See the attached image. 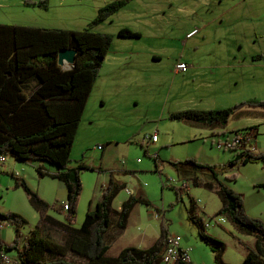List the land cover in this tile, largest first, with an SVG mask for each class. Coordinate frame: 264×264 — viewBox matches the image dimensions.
<instances>
[{
    "label": "rangeland",
    "instance_id": "obj_1",
    "mask_svg": "<svg viewBox=\"0 0 264 264\" xmlns=\"http://www.w3.org/2000/svg\"><path fill=\"white\" fill-rule=\"evenodd\" d=\"M28 1L35 3L28 4ZM40 1L46 2L47 7L40 6ZM111 1L114 0H0V24L96 30L91 21L99 8ZM108 20L100 29L113 34L111 55L115 58H107L100 69L96 92L87 101L71 151V166L83 162L89 167L81 171L83 190L75 225L80 226L85 218V213L80 214V206L87 208L93 203L95 207L102 196V185L107 184L111 174L127 185L132 194L141 195L149 203L136 205L122 234L110 230L113 239L108 256H117L127 246H151L159 237L163 223L169 233L182 237L183 246L192 248V259L217 264L211 246L202 239L197 223L188 216L191 198H194L198 216L209 224L206 232L226 244L224 261L243 263L246 246L253 247L255 237L240 232L228 218L226 224H217L215 217H224L216 214L221 207L218 194L195 187L186 179L196 171L174 166L171 161L195 158L211 165L228 164L236 151L218 149L216 144L241 130L255 129L258 150L254 152H264V107L246 105L227 125L216 128H197L171 120L168 114L175 108L185 110L201 102L195 96L192 103L191 99L178 103L170 95L178 91L182 82L174 80L173 73L174 61L181 56L192 62L201 59L234 65L235 58L245 57L248 64L244 66L217 68L211 74V82L219 87L220 97L235 94L237 101L230 106L251 99L264 101V0H127ZM122 27L141 31L143 35L139 38L118 36ZM194 29L198 32L188 36ZM150 53L162 56L161 60L153 61L148 56ZM260 54L261 58L253 60V55ZM116 90L121 91V98L128 101V106L117 105L110 99ZM137 95L141 96L139 105H135ZM102 98H107L106 104H102ZM194 131V139L184 142ZM154 132L160 137L156 144L144 138ZM155 155H159V167ZM6 163H14V159L8 156ZM21 165L25 166L11 169L17 172L16 177L1 171L0 212L23 215L27 222L21 233L25 237L37 224L39 213L24 188L17 184L18 178L25 179L50 204L49 213L59 219L66 213L61 207L67 200V190L64 186L60 188L63 184L59 179L38 174L40 163ZM200 172L204 178H213L208 170ZM219 178L243 196V206L249 216L264 222L261 163H248L240 168L227 166ZM183 183L189 184L190 190H180L177 194L176 188L180 189ZM129 196L125 189L121 190L114 207L119 210ZM78 215L83 217L81 223ZM4 224L1 234L6 238L14 234V227ZM59 234L54 230L56 238ZM7 252L11 256L15 254V251Z\"/></svg>",
    "mask_w": 264,
    "mask_h": 264
},
{
    "label": "trees",
    "instance_id": "obj_2",
    "mask_svg": "<svg viewBox=\"0 0 264 264\" xmlns=\"http://www.w3.org/2000/svg\"><path fill=\"white\" fill-rule=\"evenodd\" d=\"M126 3L127 0H114L102 6L91 26L105 22ZM39 5L47 7L44 1ZM118 34L121 37L140 36L139 32L128 28H122ZM112 45L113 34L92 28L66 30L0 24V153L21 162L56 166L54 173L44 171L41 166H37V172L63 181L68 203L64 221L55 218L49 214L50 204L25 179L18 178L17 184L24 188L30 203L39 213V220L30 234L23 237L21 229L27 222L26 218L17 212H0V230L4 222L16 229L14 239L2 243L5 251H15L13 264L161 262L169 234L163 223L159 237L151 246H127L117 256L107 255L113 239L110 230L122 234L136 205L149 203L141 195L130 194L120 210L116 209L114 200L126 185L113 175L107 184L102 185L101 199L95 207L88 209L82 225L75 226L83 190L81 171L89 167L83 162L71 166V151L87 101ZM63 49L76 51L75 61L68 69L59 63V53ZM246 105L264 107V101L251 99L223 109L178 111L172 113L170 119L193 120L212 128L224 127ZM233 151H236L234 157L225 165L201 163L195 158L171 161V164L212 173L213 178L209 180L194 175L193 184L216 192L221 200L216 214L224 215L240 232L255 237L254 246H246L247 254L241 264H264V222L249 216L243 206V196L219 178L227 166L240 168L248 163H261L264 167V152ZM158 157H154L157 167L160 165ZM12 176L16 177L15 174ZM176 190L178 194L179 189ZM197 209V201L191 198L189 218L197 223L199 234L211 246L217 264H229L223 259L226 244L206 232V224L198 216ZM54 230L60 232L59 238L54 236ZM177 264L183 263L179 261Z\"/></svg>",
    "mask_w": 264,
    "mask_h": 264
},
{
    "label": "crops",
    "instance_id": "obj_3",
    "mask_svg": "<svg viewBox=\"0 0 264 264\" xmlns=\"http://www.w3.org/2000/svg\"><path fill=\"white\" fill-rule=\"evenodd\" d=\"M112 2V1H111ZM110 3V2H109ZM108 4V3H107ZM106 5V4H105ZM121 10V9H120ZM119 10V11H120ZM117 13V12H116ZM115 13V14H116ZM109 21V20H108ZM106 22V21H105ZM103 22V23H105ZM103 23H100L98 25H96L95 27L96 30L94 31H97V32H101V33H108L106 32V30H101V26L103 25ZM123 28V27H122ZM120 28V30L122 29ZM125 28V27H124ZM129 29V28H128ZM196 29L192 30L191 32L195 31ZM133 31H136V32H139L140 33V36L139 37H142V32L141 31H137V30H133ZM189 32L187 35L189 36V34L191 33ZM119 36V34H118ZM187 36V37H188ZM137 37V38H139ZM190 38V37H188ZM114 45V44H113ZM185 45V43L183 44ZM113 48V46H112ZM112 48L110 49L109 53L107 54L106 56V59L105 61L107 60V58H115V57H112L114 55H111V53L113 52L112 51ZM114 53V52H113ZM149 57H152L153 61H155L154 59L156 60H161L162 56H159V55H156V54H151L148 55ZM262 54L260 55H253V60H258L259 58H261ZM104 61V63H105ZM180 61H183L185 63L188 64V69L186 71H180L176 68V65L178 62ZM194 62L188 60L187 58H182L179 57L177 58L175 61H174V65H173V73H174V80H178V79H181L182 82H181V85L178 89L177 92L175 93H171L170 95L172 96L173 99H175L176 102H183V103H186L187 101H189V99H191V103L194 101L195 99V96L198 97L199 101H201L200 103L198 104H195L194 106H187L186 108H184L185 110H198V111H204V110H215L216 108H225V107H228L230 105H232L234 102L237 101V97L235 96V94L233 93H229V94H226L227 96H221L219 95L218 93V89L219 87H214L213 83L211 82L212 80V73H214V71L219 68V67H238V66H244L246 64H248L246 62V58L245 57H242L241 59H238V58H235V65L234 64H229L231 62H227L226 61H221V62H218V61H214V60H196L194 59L193 60ZM104 66V64H103ZM139 74V73H138ZM138 76V75H137ZM140 78V77H139ZM105 80L108 82L109 81V77H106ZM98 82V80H96ZM97 82H95L94 84V87L92 90L93 92L91 93H94L96 92V85H97ZM213 94V96H211ZM109 96V94L107 95ZM140 98L141 96L137 95L136 98L134 99L135 100V105H139L140 103ZM110 99L114 100V103H116L117 105H124V106H128V101H125L123 96L121 98V91L119 90H116L114 91L111 96H110ZM102 104H106L107 102V98H102L101 100ZM130 104L132 105V102H130ZM255 107V106H253ZM86 108V107H85ZM185 110H179L177 108H175L174 110H171V112H169V118H170V115L172 113H175V112H178V111H185ZM85 111V110H84ZM242 113V111L240 110V112L238 114ZM237 114V115H238ZM160 115H163L160 113ZM236 115V116H237ZM164 117V115L162 116ZM163 119V118H161ZM176 121H179V120H176ZM179 122H184V123H190V125H193L194 127H197V128H202V127H207L205 124L201 123V122H197V121H193V120H187V121H179ZM211 129V128H210ZM237 129V128H236ZM240 130V129H238ZM216 132V131H215ZM226 131H224L223 133H225ZM195 131L193 133V135H191L189 138H184V142L185 141H189V140H192L194 139V135H195ZM213 134V133H212ZM226 135V134H225ZM227 136V135H226ZM196 140V139H195ZM160 142V137H158V141L155 142L156 143H159ZM256 148H258V145L256 144ZM258 149H256L257 151ZM194 156H196V154H194ZM14 159V158H13ZM186 160V159H184ZM184 160H175V161H184ZM25 163H29V162H20V161H17L14 159V163H6V165L3 167V169L1 171H3L4 173H11V174H14V173H17V172H14V170H11V169H16L18 168L19 166H25V165H21V164H25ZM32 164L34 162H31ZM39 164V163H38ZM38 166H41L42 169H44V171H52V173L56 172L57 169L54 168L52 165L48 164V163H40V165ZM47 169V170H46ZM10 170V171H9ZM24 170V169H23ZM1 171H0V174H1ZM47 171V172H48ZM201 171V170H200ZM198 170H196V174L197 175H200L202 176V174H198V172H200ZM194 173V172H193ZM201 173V172H200ZM196 174H192V175H196ZM111 175V174H110ZM110 177V176H109ZM192 177L193 176H190L189 178H187L186 180H189L192 182L193 184V181H192ZM208 179V178H206ZM209 180V179H208ZM3 181V179L0 177V183ZM61 181V180H59ZM63 185H60L61 187L60 188H63V186L66 188V185L63 181H61ZM187 184V183H186ZM194 185V184H193ZM195 186V185H194ZM127 187V185H126ZM195 187H199V186H195ZM125 189V188H124ZM67 190V188H66ZM180 190H187L189 191L190 190V186L189 184H187V187L186 188H181L179 189ZM100 200V199H99ZM98 200V201H99ZM97 201V202H98ZM125 201V200H124ZM123 201V202H124ZM122 202V203H123ZM97 204V203H96ZM95 204V206H96ZM198 204V203H197ZM93 203H91L89 205V207H85L84 205L80 206V214L81 213H85V216H86V213L88 211V209L90 207H92ZM62 209V208H61ZM87 209V210H86ZM120 210V209H119ZM50 214V213H49ZM78 214V212H77ZM51 215V214H50ZM53 217H55L53 214H52ZM57 218V217H55ZM214 218V217H213ZM59 219V218H57ZM82 219L83 217L81 215H78V221L79 223L82 222ZM85 219V218H84ZM215 221L217 224L219 225H224L226 224V220L227 218L224 216V217H220V218H217L215 217ZM59 220H62L64 221V218L62 219H59ZM206 224V227L209 228V224L208 222L205 223ZM208 224V226H207ZM82 225V224H81ZM80 225V226H81ZM76 226V225H75ZM80 226H76V227H80ZM14 227V226H12ZM3 229V228H2ZM2 229L0 230V240H1V243H0V257L2 255V253H5L9 256H11V254H9L7 251H5L3 249V244L2 243H7V242H11L14 237H15V234H16V229L14 227V234H12L11 236L9 237H6V238H3V235L1 234V231ZM157 239V238H156ZM155 239V240H156ZM255 240V239H254ZM255 242V241H254ZM15 253V252H14ZM246 254H247V250H246ZM12 259L15 258V254L11 256ZM193 262H197L196 264H198V260L199 258H195V259H192ZM200 264V263H199ZM203 264V263H202Z\"/></svg>",
    "mask_w": 264,
    "mask_h": 264
},
{
    "label": "built area",
    "instance_id": "obj_4",
    "mask_svg": "<svg viewBox=\"0 0 264 264\" xmlns=\"http://www.w3.org/2000/svg\"><path fill=\"white\" fill-rule=\"evenodd\" d=\"M198 30H195L189 34L192 36L196 34ZM176 68L180 71H186L188 69V64L180 61L177 63ZM257 137V131L255 129L252 130H241L237 131L231 137L220 139L216 146L221 150H249L256 151V143L255 139ZM149 142L155 143L158 141V133L154 132L152 134H148L144 137ZM8 160V156L0 153V167H2ZM183 188L187 187L186 183H183ZM181 187V188H182ZM125 190L128 194H132V190L128 187H125ZM63 211L68 209V203L65 202L63 205ZM159 217V215H157ZM208 226V224H207ZM1 227H4V224L1 223ZM192 251L191 247H185L182 244V237L180 235L169 233L166 241L165 247L162 254L160 264H177V262L181 261L183 264H196L193 262L190 252ZM13 264V259L6 255H1V264ZM202 264V263H200Z\"/></svg>",
    "mask_w": 264,
    "mask_h": 264
},
{
    "label": "water",
    "instance_id": "obj_5",
    "mask_svg": "<svg viewBox=\"0 0 264 264\" xmlns=\"http://www.w3.org/2000/svg\"><path fill=\"white\" fill-rule=\"evenodd\" d=\"M76 51L73 49H63L59 53L60 65H65L66 69L70 68L75 61Z\"/></svg>",
    "mask_w": 264,
    "mask_h": 264
}]
</instances>
